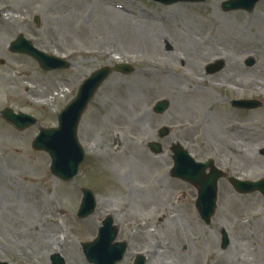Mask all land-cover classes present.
Wrapping results in <instances>:
<instances>
[{"label": "rangeland", "instance_id": "374dc122", "mask_svg": "<svg viewBox=\"0 0 264 264\" xmlns=\"http://www.w3.org/2000/svg\"><path fill=\"white\" fill-rule=\"evenodd\" d=\"M223 1L163 5L151 0H0V7L17 6L19 12L11 11L12 26L0 20V111L4 107L33 111L42 116L41 125H53L55 111L74 94L69 93L71 84L54 79L55 73H41L32 59L9 51L19 33L48 52L68 55L75 49V67L59 73L77 84L96 69L118 62L136 69L130 75L113 74L84 117L80 136L88 159L76 181L54 177L49 155L32 149L38 126L22 138L0 117V257L51 264L49 257L57 252L65 264H91L81 244L93 240L102 219L112 214L120 229L118 239L129 247L125 264H131L135 251L153 250L159 242L163 249L149 264H264L259 194L237 195L228 179H222L219 211L206 224L196 209L197 189L169 174L173 165L169 144L178 141L190 145L200 160L213 157L229 175L239 173L251 180L264 176V156L259 153L264 147V0L251 11L228 12L222 9ZM60 40L66 47H58ZM218 58L223 59L221 70L211 73L208 65ZM248 59L254 64L246 74ZM27 90L39 95L33 97ZM55 90L66 98L53 102ZM252 97L262 101L256 109L230 103ZM162 99L170 101V109L158 115L151 109ZM196 104L203 107L200 115L195 113ZM187 111L189 115L193 111L192 122ZM127 114L126 121L135 126L116 134L113 123H123ZM187 123L191 127L185 129ZM161 124L173 125L174 131L160 140L165 153L155 157L144 143L150 134L159 140L156 128ZM205 124L207 129L197 130ZM234 124L241 130L230 137L225 132ZM245 127L254 136L245 130L240 135ZM247 135L251 141H244V151L249 148L254 155L250 164L240 155L247 156L241 146ZM114 151L125 155H111L102 165L104 155ZM83 186L93 187L99 207L94 215L79 219ZM170 210L177 212L176 219ZM252 212L258 218L254 235L242 241L239 235L245 237L253 222L241 226L235 219ZM140 220L156 226L155 232L140 234ZM222 228L231 242L224 249Z\"/></svg>", "mask_w": 264, "mask_h": 264}, {"label": "water", "instance_id": "95a60500", "mask_svg": "<svg viewBox=\"0 0 264 264\" xmlns=\"http://www.w3.org/2000/svg\"><path fill=\"white\" fill-rule=\"evenodd\" d=\"M160 1H164V2H172L175 0H160ZM256 0H253V2H255ZM226 8H233V7H245L247 8V5L244 4H238V5H230V4H225ZM251 8V7H250ZM23 39V37H20V39L18 41H16L13 44V49L17 50V51H24L27 52L33 56H35L38 60H40V62L43 65H46L45 59H49V57L46 56L45 53L40 52L38 50H36L35 48H33L31 46V44L27 41V42H21V40ZM118 69L123 68V65H119L117 67ZM110 69L109 68H105L103 70H100L98 72H96L93 77H91L86 83H84L83 87L81 88L80 91V96L84 98L83 103L82 100H80L79 104V109H77L73 115V119L74 121L76 119L79 118L82 110L85 107V103L86 100L94 93V91L96 90V88L98 87V85H100L102 83V81L105 79L106 75L109 74ZM165 105V104H164ZM74 111V109H73ZM71 112L72 110L70 109L66 115L70 118L71 117ZM6 117L11 121L17 124V126H20L18 124V121L23 120L24 117L26 116L25 114H14L12 113V111L7 110L5 112ZM29 117V116H28ZM31 118V117H29ZM78 122V120H77ZM75 121V124L73 126L70 127L71 131L69 133L68 128H64L61 127V129L59 130L58 133H51L49 134L50 136L46 137L44 139V141H47V143H43V144H37V146L39 148H46L47 150H49L52 153V156L54 158V164H53V172L63 178H71L73 177L77 171H78V167L80 165V163L82 162L83 158H84V154H83V150L81 148H78L80 145H78L77 140H76V127H77V123ZM65 135H64V133ZM67 136L66 137V141L64 143H62L63 145L59 148L57 145H53L49 142V140H56V138L60 137V136ZM188 172V173H187ZM184 174H182L181 176L191 179V174L192 171H183ZM193 182H200V184L202 186H204L205 184L210 183L211 178H208V180L202 178H198V179H192ZM89 247L85 246V249L87 250Z\"/></svg>", "mask_w": 264, "mask_h": 264}, {"label": "bare ground", "instance_id": "6f19581e", "mask_svg": "<svg viewBox=\"0 0 264 264\" xmlns=\"http://www.w3.org/2000/svg\"><path fill=\"white\" fill-rule=\"evenodd\" d=\"M188 48V47H187ZM175 49L176 50H178L176 47H175ZM175 55H174V58L176 59V61H177V59H179L180 57H179V53H178V51H175V53H174ZM189 98V97H188ZM192 98V97H191ZM195 108V113L198 115L199 113H200V111H202L203 110V107H201L200 105H198V104H196V106L194 107ZM190 114H192V117L194 116V114H193V111H192V113H190ZM247 151H250V150H247ZM247 161H246V160ZM243 160L245 161V163L246 162H251L253 159H250L248 156H246L245 158H244V156H242V158H241V161L243 162Z\"/></svg>", "mask_w": 264, "mask_h": 264}]
</instances>
